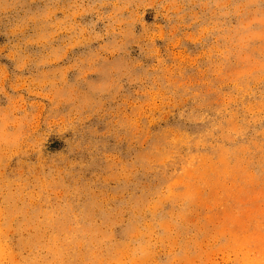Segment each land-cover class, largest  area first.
I'll return each mask as SVG.
<instances>
[{"label": "rangeland", "instance_id": "1", "mask_svg": "<svg viewBox=\"0 0 264 264\" xmlns=\"http://www.w3.org/2000/svg\"><path fill=\"white\" fill-rule=\"evenodd\" d=\"M0 264H264V0H0Z\"/></svg>", "mask_w": 264, "mask_h": 264}]
</instances>
